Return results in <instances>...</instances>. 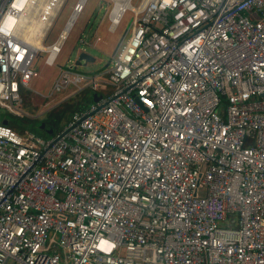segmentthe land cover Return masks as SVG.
<instances>
[{"label": "built area", "instance_id": "1", "mask_svg": "<svg viewBox=\"0 0 264 264\" xmlns=\"http://www.w3.org/2000/svg\"><path fill=\"white\" fill-rule=\"evenodd\" d=\"M129 1L106 71L50 91L99 100L49 140L0 122V264H264V0ZM85 2L43 46L66 0H0L1 110Z\"/></svg>", "mask_w": 264, "mask_h": 264}, {"label": "rangeland", "instance_id": "2", "mask_svg": "<svg viewBox=\"0 0 264 264\" xmlns=\"http://www.w3.org/2000/svg\"><path fill=\"white\" fill-rule=\"evenodd\" d=\"M77 1L78 0H66V3L60 11L46 40L42 42L43 46L50 45L56 40L59 33L64 28L72 12V8ZM138 1L139 0H132L131 4L134 6ZM113 4L114 3L110 0H86L84 10L69 31L55 65L53 67H48L44 64V60L48 56L45 52H42L34 59L32 66L38 73V77L33 78L29 83V89L24 90V95H26L28 99L23 101L24 114L21 115L20 118L42 119L47 112L51 110H60L64 103L76 102L77 98L82 99V111H85L90 107L93 99L91 98V95L87 93L88 91L79 94L76 93L79 92L76 87L70 86L60 94L51 93L50 89L53 80L60 73V70L65 69L72 64L74 65L79 52H84L90 55L95 59V62L88 63L85 66L81 63V66L73 68L74 71L83 75L92 76L106 70V63L109 62L110 64L112 52L121 37L125 26L129 24L132 19V13L127 11L123 16L117 31L114 34H110L107 28L108 24H110V22H108L109 13L111 10L113 11ZM97 26L98 30L96 35L100 38L97 47L92 48L84 43L82 44V40L91 41L94 39V32ZM84 86L90 88L88 82L83 84L82 88H84ZM0 113L2 116L9 118L12 117L5 110L0 109ZM71 113L72 112L61 116L59 122L55 121L53 123V128L49 132L40 129L38 124L34 128V132H31L37 137L49 140L67 125L73 114ZM57 117L59 118V116ZM223 226H228L227 222L223 223Z\"/></svg>", "mask_w": 264, "mask_h": 264}, {"label": "trees", "instance_id": "3", "mask_svg": "<svg viewBox=\"0 0 264 264\" xmlns=\"http://www.w3.org/2000/svg\"><path fill=\"white\" fill-rule=\"evenodd\" d=\"M24 90L25 89H21L20 91L23 101L28 99V97L24 95ZM82 107H83L82 99L77 98L76 102L64 103L63 107L60 110H51L47 112L42 119H28L25 117L18 118L14 116L9 118V117L2 116L0 113V122L6 121V125L12 128L14 131H16L19 134L34 132V128L37 124L39 125V128L41 124H44V129L42 130H45L46 128L51 130L53 128V123L55 121L59 122V119L61 116H64L65 114L70 113V112L72 113L81 112ZM57 116H59V118Z\"/></svg>", "mask_w": 264, "mask_h": 264}, {"label": "crops", "instance_id": "4", "mask_svg": "<svg viewBox=\"0 0 264 264\" xmlns=\"http://www.w3.org/2000/svg\"><path fill=\"white\" fill-rule=\"evenodd\" d=\"M83 10H84V8H83ZM83 12V11H82ZM81 12V13H82ZM80 13V14H81ZM79 14V15H80ZM79 15L77 16V18L79 17ZM124 16V15H123ZM123 16L120 18V20H119V22L115 25V26H113V27H111V22H110V20H108V22H110V24H108V32L110 33V34H114L116 31H117V28L120 26V24H121V20H122V18H123ZM77 18L75 19V21L77 20ZM108 19V18H107ZM75 21H74V23H75ZM73 23V24H74ZM73 26V25H72ZM72 26H71V28H72ZM128 26V24L125 26V28H124V30H123V32H122V34L124 33V31H125V29H126V27ZM71 28H70V30H71ZM69 30V31H70ZM97 30H98V26L96 27V29H95V32H94V39L93 40H91V41H86V40H82L81 42H83L85 45H87V46H89V47H92V48H96L97 47V45H98V43L100 42V38L96 35V32H97ZM122 34H121V36H122ZM121 38V37H120ZM120 38H119V40H120ZM119 40H118V42H119ZM117 42V43H118ZM82 43V44H83ZM116 46H117V44H116ZM116 46H115V48H116ZM115 48H114V50H115ZM62 50V49H61ZM114 50H113V52H114ZM113 52H112V55H113ZM61 53V52H60ZM79 54H80V52H79ZM86 54V53H85ZM88 55V54H87ZM111 55V56H112ZM90 56V55H89ZM46 65V64H45ZM46 66H48V65H46ZM74 66H75V68H76V65H75V63H74ZM48 67H53V66H48ZM78 67V66H77ZM105 69H107V68H105ZM106 70H104V71H102V72H100L99 74H96V75H92V76H100V75H102L104 72H105ZM58 76V75H57ZM57 78V77H56ZM55 78V79H56ZM54 79V80H55ZM53 80V81H54ZM52 84H53V82H52ZM51 87H52V85H51ZM73 87V86H72ZM50 91H51V89H50ZM84 91H88V93L91 95V98L93 99V96L95 95L94 94V92L91 90V88H89L88 86L87 87H85L84 86V88H82V90L81 91H79V92H76V93H83ZM108 92V91H107ZM78 95V94H77ZM76 96V95H75ZM94 102V101H93ZM92 102V103H93ZM91 103V104H92Z\"/></svg>", "mask_w": 264, "mask_h": 264}, {"label": "water", "instance_id": "5", "mask_svg": "<svg viewBox=\"0 0 264 264\" xmlns=\"http://www.w3.org/2000/svg\"><path fill=\"white\" fill-rule=\"evenodd\" d=\"M128 28H129V24H128V26L126 27L124 33L122 34V36H121L119 42L117 43V46H116V48H115V50H114V52H113V55L115 54V52L117 51L118 47L120 46V44H121V42H122V40H123V38H124V36H125V34H126ZM93 62H95V59H94L93 57H91V56L85 54L84 52H81V53L78 55V57H77V60H76V62H75V65H76V67H77V66H81V63H83V66H85V65H87L88 63H93ZM108 65H109V62L106 63L105 68H107ZM100 97H101L100 95L95 94V95L93 96V101H97V100H99ZM2 123H3V124H6V121H3ZM40 129H44V124H41V125H40ZM45 130L48 131V132L50 131V130L47 129V128H46Z\"/></svg>", "mask_w": 264, "mask_h": 264}, {"label": "bare ground", "instance_id": "6", "mask_svg": "<svg viewBox=\"0 0 264 264\" xmlns=\"http://www.w3.org/2000/svg\"><path fill=\"white\" fill-rule=\"evenodd\" d=\"M114 2V8L111 13V20L113 21L112 24L118 23V19L121 17L122 13L130 7V1L129 0H113ZM37 44L38 48H41V42L40 40L34 43V46Z\"/></svg>", "mask_w": 264, "mask_h": 264}]
</instances>
